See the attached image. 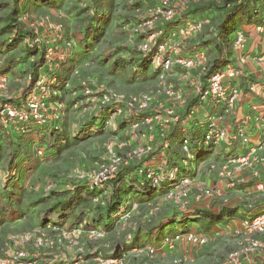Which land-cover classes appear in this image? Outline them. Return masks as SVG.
I'll return each instance as SVG.
<instances>
[{"label": "built area", "instance_id": "obj_1", "mask_svg": "<svg viewBox=\"0 0 264 264\" xmlns=\"http://www.w3.org/2000/svg\"><path fill=\"white\" fill-rule=\"evenodd\" d=\"M142 10H135L137 19L132 24L126 25L130 34L121 43L109 46L107 50L115 51V46L123 45L136 51L138 63L146 60L150 71H156L157 76L153 83L140 82V92L125 95L113 88L105 76L97 77L95 74H85L82 67H73L68 78L61 80V62L64 63L71 57L73 44L64 36L62 25L54 23L48 17L40 21L31 22V14L28 9H21L17 18V28L5 36L9 44L17 31L25 34L21 37L17 46L8 53H0V69L5 64L7 55L25 57L27 52L34 51L27 62H38L43 58V64L39 68L36 77L27 71L21 73V86L14 92L9 93V87L17 82L15 73L9 68L8 72L0 73V134L2 137H13L15 134L23 135L34 132L38 138L47 137L55 139V133L62 131V116L65 112L66 103L60 100L61 87L70 88L72 81L80 84L81 89L71 91V99L80 93L82 98L75 101L73 111L82 115L78 122L79 131L85 125L86 120L95 116V120L101 122L102 135H112L115 141L107 144L96 159L98 165L93 168L74 167L66 176V189H72L77 185H85L90 190L100 191L92 198L93 203L102 205L104 202L105 185L113 179L123 168L130 165L137 166L136 173L144 182L159 192L167 203H173L181 209L185 207L188 193L191 189L192 179L187 171L193 168L198 161L197 157L205 148L212 149L222 144L228 149L231 145L229 134L223 123L230 118L238 98L237 86L230 82L238 75L240 69L229 63L221 71L212 72L205 76L208 63V55L204 49L190 47L195 39L207 25L211 24L210 18L190 17L185 12L193 2L198 0H150ZM238 4L244 0H235ZM180 21L178 26L170 33L164 35L163 24ZM258 33L264 32V13L259 21L253 23ZM29 27V28H28ZM45 27V28H44ZM43 30H52L50 38L42 35ZM135 37H139L136 40ZM247 42L245 32L239 27L234 33L233 50L239 52L244 49ZM63 49V50H62ZM127 55V53L123 54ZM240 61L243 57L239 58ZM8 65V64H6ZM13 67L18 71L16 64ZM86 66V65H85ZM90 68H95L90 67ZM87 68H85L86 70ZM138 74L140 67L134 66L129 69ZM109 76V75H107ZM205 81V87H203ZM139 83V82H138ZM196 97L198 103L189 107L186 113H181L187 101ZM208 104L214 111L202 116L198 110L200 105ZM256 120L260 118L256 117ZM124 123L122 128L120 125ZM159 126L160 138L158 143L152 132L153 125ZM177 126L183 133L179 143V165L168 164V149L170 141L166 133ZM98 125L87 126V131L93 132ZM199 131L198 139H191L186 132ZM235 135L240 145L245 149L244 153H238L220 159V162L212 161L208 164L207 172L216 173L221 178H229L236 170L253 166L255 163H264V140L252 145L246 133L245 124L235 128ZM32 144L33 154L38 158L46 155L47 144L35 141ZM125 152L122 149L128 148ZM158 162V166L152 164ZM7 165V166H6ZM143 167H141V166ZM21 164H10L0 161V193L8 191L12 184L19 179V167ZM56 184L47 186V190L54 189ZM262 183L257 184V189H262ZM208 186H202L197 199L204 196H216L221 194ZM151 211L149 216L153 218L159 210V205L149 204ZM138 205L133 203L129 209L121 207L116 212L115 225L122 228L137 210ZM86 212L82 218L68 230H64L59 224L45 223L40 235L26 233L13 238L16 250L13 256L0 260V264H41L44 257L41 251L45 249H62L64 243L77 244L82 238L89 240H101L107 231L100 227L88 228ZM243 230L247 234L246 243L229 253L221 264H243V258L252 253H262L264 250V210L243 223ZM47 232L57 234L58 238L47 236ZM132 235L127 234L125 242L132 243ZM184 242L193 246H201L207 243V237L195 231H175L162 237L161 243L168 249H172L177 243ZM32 246V247H31ZM61 247V248H59ZM124 247H127L124 245ZM32 248V249H30ZM148 254L154 253L151 246L141 247ZM82 252V250H80ZM46 257V256H45ZM58 256L47 263L56 262ZM64 256L58 257L64 261ZM82 256L79 257L81 259ZM97 264H110L116 262V258H104L99 254L95 256ZM78 259V260H79ZM44 264V263H43Z\"/></svg>", "mask_w": 264, "mask_h": 264}, {"label": "trees", "instance_id": "obj_2", "mask_svg": "<svg viewBox=\"0 0 264 264\" xmlns=\"http://www.w3.org/2000/svg\"><path fill=\"white\" fill-rule=\"evenodd\" d=\"M60 1L61 0H8L6 5H0V8L8 7L9 9L6 15L0 17V21L3 20V26L0 28V35H9L17 28L16 18L21 9H28L29 11L51 8L59 9L61 7V4H59ZM74 3L75 4L70 5L71 12L74 11L72 20H68V23H65L66 25H64L65 27L63 29L65 38L71 40L73 44V52L69 58L71 63L67 68L68 71L80 64V62L89 60L95 63L96 74H99L97 75L99 78L105 75L116 76L118 73H126L128 69L137 66L140 67L141 70L138 74H133V77L128 78L129 84L134 85L135 83L144 81L146 84H150L155 81L157 72L150 71V67L147 65L148 63L146 60H142V62L138 63L139 60L135 55L136 51L134 49L118 45L115 46V51L105 56L103 55V49L106 51V48L108 49L110 45L113 46L117 43H121L127 38V35L130 33L126 29V25L132 24L137 19L132 13L138 9L142 10L147 4H151L150 0H137L131 4H129L127 0H76ZM105 9L108 11L106 12ZM262 13H264V0H244L239 4L235 0H198L188 5L185 12L186 16H208L211 21V24L207 25L204 30L190 42V47L204 49L208 55L207 70L204 77L210 75L212 72L223 70L227 64L233 62L232 57L235 54V50H233L232 44L235 31L243 22L257 23ZM179 23L180 21L178 20L164 23L162 26L164 35L170 33ZM106 28L110 30L107 32ZM114 29L115 34H112L111 32ZM107 33L111 36H107ZM25 34L30 33L18 30L17 37L15 36V38L6 45L5 50L0 51V53L12 51L17 46L21 37ZM135 39L139 40V37H135ZM5 42H7L6 39ZM33 53L34 51L27 52L25 57L16 55H12V57L11 55H7L5 62L9 65L15 63L19 74L29 71L33 77H36L39 68L43 64V58H40L38 62L35 63L27 62V57ZM125 53H127V55H123ZM61 64L63 63L61 62ZM9 68L10 67H6L5 72H8ZM121 68L123 70H120ZM85 71L87 72V70L82 69L83 74H85ZM65 77L68 78V75ZM112 81L113 80H110V83H112ZM203 84L202 86L205 87V81H203ZM137 86L141 87L142 85L139 84ZM81 87L82 86L76 81H72L71 89L65 88L64 86L61 87V97L59 99L64 100L68 98V100H64L66 101L67 110L73 109L74 102L82 98V95L77 93V95L71 99V91H79ZM197 103L198 99L196 97L189 98L180 112L185 114L189 107ZM95 119V116H92L90 119L88 118L84 124L85 126L81 128L80 133L84 134L85 138L102 135L103 132L100 129L102 123L99 121L97 122ZM95 124L99 126L95 131H87V126H94ZM120 126L123 128L124 123H121ZM152 132L155 136L156 143H158L160 138L159 126L154 124ZM59 134H62V132H59ZM195 134L199 133L195 132L194 135ZM166 136L169 141L171 136H175L174 139L176 141L175 146L173 145L174 142L170 141L168 164L172 163L173 165H179V143L183 133L180 132L177 126H173L166 133ZM0 137H2V134H0ZM198 137L196 139H198ZM191 139L194 140V138ZM1 140H3V142ZM25 142V137L19 134H15L13 137L7 136L0 138V149H7L8 154L6 162L20 165V158H24L26 151L29 152L30 149H32V144L36 143L34 139H32L29 144L26 142L25 147ZM211 151L212 146L205 148L202 154H199L197 157L198 161L208 156ZM198 161L196 163H198ZM84 166L86 167L85 164L83 167ZM136 169L137 166L135 165L123 168L105 185L103 189V191H105V196L103 198L104 203L96 207L97 212L93 219L97 224H94L93 227H100L106 231H111L115 225L114 220H116V212L121 207L129 209L133 203H137L139 206V204L146 201H148L149 204H155L156 197L163 194V189L157 192L152 189L147 182H144V179L136 173ZM180 170L183 172L187 171L182 167H180ZM56 179L57 182H55V184L57 185L64 186L67 183L65 178L63 181H60L61 178L59 177ZM12 186L13 184L11 187ZM62 189H52L47 198L40 197L38 199V203H45L47 199L53 201L51 202L50 208L38 211L40 214L43 213L41 216L42 225H45L46 218L52 219V216L55 215V220L61 223L69 220L68 225L72 228L82 218L86 210L85 207L91 203L92 198L100 193V191L88 189L85 185H77L72 189ZM9 192H11L10 189L0 193V204L5 207H11L12 210H14V207L17 206L19 202L12 200L10 195L7 194ZM133 198L138 199V201ZM224 213H229V209L223 207L219 213L215 214L208 211L196 210L192 218L187 217L184 221L185 223L190 222L191 224V222H197L198 219L200 220L202 218L220 220L224 217ZM49 222L54 224L52 221ZM189 230L188 228L182 232H188ZM137 232L138 231H136V233ZM164 235L165 233L162 230V233H158L157 238L162 240ZM147 236L146 234L143 241L144 243L147 241ZM145 246L146 245H138V247ZM48 264L58 263L51 262ZM59 264L64 263L60 261Z\"/></svg>", "mask_w": 264, "mask_h": 264}, {"label": "crops", "instance_id": "obj_3", "mask_svg": "<svg viewBox=\"0 0 264 264\" xmlns=\"http://www.w3.org/2000/svg\"><path fill=\"white\" fill-rule=\"evenodd\" d=\"M240 27L247 36V42L244 49L235 52L232 57V63L240 69V72L230 82L231 85L237 86L239 93L230 118L223 123L228 131V140L231 141V145L228 149H226L224 145L212 149L208 156L194 165L191 171L185 172L186 174L194 175L198 185L216 186L220 188L224 193H227L229 201L222 204L215 196H204L198 202L192 200L190 205L185 209H176L172 206L164 205V202L161 200V195L157 196L156 203L158 201L160 202L162 210L156 218H152L151 222H149V225L152 227L149 226L150 228H147V225H145V227L142 226L143 228H138V232H135L134 235V243L131 244V246H151L154 248V253L148 254L144 252L140 254V256L136 255L135 258L131 260V264H218L224 258V253L228 246L237 242L243 235V223L261 210H264V163H255L251 167L236 170L232 173L231 177L227 179L217 177L214 173L206 171V166L211 160H220L224 157L236 155L245 151L234 132L238 125L245 124L250 144L254 145L260 140H264V32L258 33L253 23L243 22ZM6 45L7 44H5V46ZM240 57H243L242 61L239 60ZM70 63V60L67 58L61 65L59 75L61 80H64L66 78L65 76L69 74L67 68ZM1 69L0 73L5 72L4 69ZM198 105H200L198 110L202 116L214 111V109L206 103ZM256 117L260 119L256 120ZM67 126L68 123L63 125L62 134L60 135H63L65 127ZM196 132L200 134L199 131ZM194 133V131L189 130L186 132V135L196 139L199 134L194 135ZM47 137H42L40 142L44 145L46 143L48 144L49 140ZM96 137L97 136L85 138L82 133L76 137L67 136L72 145L95 140ZM174 138L175 136H171L170 141L174 142L173 145L175 146L176 141ZM1 141L3 142V140ZM30 141L31 139L28 140L27 143L29 144ZM62 144L63 147L61 149L49 144L46 151L47 155L53 159L60 158L62 152L67 149V144ZM262 155H264V150H262ZM27 160L26 157H22L19 163L25 166ZM152 164L158 166L157 161ZM23 166L20 167L21 174L24 170ZM56 180L55 178V182H57ZM228 182L231 183L227 184ZM259 182L262 183L263 186L261 190L257 189V184ZM59 186V184H56V189ZM37 199H39V195ZM136 201H138V199H136ZM148 204V201L142 202L138 207H145ZM98 205L100 204H95L91 201V203L85 207L86 210L84 213L86 212L89 218H91V226L97 224L94 222L93 217L97 212L96 207ZM223 207L228 208L229 213H224V217L220 220L202 218L200 220L198 219L197 222H191V224L190 222L185 223L184 221L187 217L192 218L196 210L208 211L215 214L219 213ZM39 210L41 209H33V207H31L28 211L37 214L39 220ZM188 228L190 229L189 231H195L205 235L207 237V243L201 246H193L184 242H179L174 248L168 249L161 243V240L157 238V236H153V233L156 231L162 233L163 230L164 233L172 234L177 230L184 231ZM107 232H110V230ZM146 234L148 235L147 244L143 242ZM59 262L57 257L55 263L59 264ZM48 263L44 262V264ZM119 264H126V261L122 260ZM247 264H264V255L252 253L249 256Z\"/></svg>", "mask_w": 264, "mask_h": 264}, {"label": "rangeland", "instance_id": "obj_4", "mask_svg": "<svg viewBox=\"0 0 264 264\" xmlns=\"http://www.w3.org/2000/svg\"><path fill=\"white\" fill-rule=\"evenodd\" d=\"M76 0H61L59 4H61V7L58 9H50V10H38V11H31V22H34L36 20L40 21L43 17H48L49 20H52L54 23H58L62 25L64 29L65 23L68 22V20H72L73 17V12H71V6L75 4ZM105 1V0H103ZM129 4H131L134 1L137 0H127ZM8 0H0V5H6ZM8 7H2L0 8V17L6 15L8 12ZM107 12L108 10L105 9ZM133 15H136V13H132ZM72 15V16H71ZM3 26V20L0 21V28ZM29 28V27H28ZM45 28V27H44ZM43 30V28H42ZM107 32L110 30L109 28H106ZM115 29L111 32L112 34H115ZM52 34V30L45 29L42 31V35L45 36L47 39L50 38V35ZM107 36H111L110 34L107 33ZM5 35L1 36L0 35V51L5 50ZM63 50V49H62ZM109 50L104 51L103 49V55L109 54ZM15 63L12 64L13 67ZM86 65V66H85ZM95 63L89 60H85L80 62L78 64V67L82 68H87V73L86 74H95L94 71H96V68H90L94 67ZM6 67H10L11 65H6V62L1 70ZM12 67V72L15 73V79H18L19 82L12 84L9 87V93L14 92L17 90L21 85L22 81V76L21 74L18 73L14 68ZM120 70H123L122 68ZM133 72L130 71L129 69L126 71V73H118L116 76H107L105 75L106 79L109 80V78L112 81V86L114 89L117 91L124 93L125 95L133 94L140 92L139 89L143 88L144 86L138 87L140 83H135L129 84L130 82L128 81V78L133 77ZM144 90V89H141ZM64 100H68V98H65ZM66 102V101H65ZM64 102V104H65ZM66 106V105H65ZM82 118V115H77L76 112L73 111V109H66L65 112H63L62 116V129L63 125L65 123H68V126L65 127V132H63V135H60L59 133H55V139L54 140H49L47 146L53 145L56 148L61 149L63 146L62 143L67 144V149L62 152L61 157L58 159H53L51 157L44 156L43 158H38L33 154L32 149H30L29 152L26 151L25 157L28 159L26 162V165L21 166L24 167V170L21 174L20 167H19V179L15 181L12 187H10L11 192L7 193L10 195V198L12 200L18 201L19 204L14 207V210L8 206H3L0 204V260L9 258L10 256H13L15 250H16V245L13 243V238L17 235L21 234H26V233H34L37 235H40L41 231L45 232L43 225L41 223L42 221V214L40 215V218L38 220L37 214H34V212L28 211L31 207L33 209L38 208V209H47L51 207V202L50 200H46L44 202H39L38 203V195L39 198H47L50 195V192L52 189L47 190V186L49 185H54L55 183V178H61L60 181H63L67 179L66 176L71 172V170L74 167H83L84 164L86 165V168H93L92 166L98 165V160L96 159L98 156H100L102 149L104 148L105 145L111 144L115 141L112 135H99L96 137L95 140H90L88 142H83V143H78L76 145H72L67 136H72L76 137L80 135L79 127H78V122H80V119ZM67 131V132H66ZM71 131V132H70ZM34 139V141H41V138H38L34 132H31L29 134H26L25 136V141L28 142V140ZM25 144V143H24ZM26 147V145H25ZM126 150H129L128 148L122 149V152H125ZM7 149H0V161L5 163L7 159ZM220 162V160H211ZM86 162V163H84ZM209 162V163H210ZM208 163V164H209ZM208 164L206 166V171L208 168ZM7 166V165H6ZM85 167V166H84ZM193 168L190 169V171ZM24 174V175H23ZM216 175V173H214ZM192 179V185L191 189L188 193V199L186 200L185 207L182 209L187 208L190 205V202L193 201H199L203 197L197 199L199 190L202 186L205 185H198L197 181L195 179L194 175H190ZM217 176V175H216ZM22 177V178H21ZM219 177V176H217ZM231 177V176H230ZM229 177V178H230ZM221 178V177H220ZM227 179V178H226ZM231 182H228L229 184ZM210 188L219 190L220 188L214 186H208ZM64 189V186H59L57 189ZM56 187L54 190H57ZM62 189V190H63ZM221 195L217 197L219 201L222 204H225L229 201L227 193H224L223 190H221ZM216 197V196H215ZM22 200V201H21ZM161 200L164 202V205L166 206H172L176 209H181L178 206H175L173 203H167L166 201L163 200L161 196ZM137 204V203H136ZM157 205H159V210L157 211L155 216L153 218H156V216L160 213L162 210V207L160 205V202H157ZM35 206V207H34ZM2 208V209H1ZM5 211H4V210ZM151 211V207L149 205L145 207H138L137 210L133 213L132 217L126 222V225L123 226L122 228L117 224L116 226L113 227L112 231L107 232L106 236L104 239L101 240H89L88 238H82L81 240L78 241L77 244L70 245L68 243H64L62 249L64 250H56L58 247L55 246L53 249H45L41 251V254L44 256L42 260H40V263L43 264L46 262L45 260H51L52 257L55 256H64L62 258L64 261V264H97L96 262V255H100L104 258H116L117 261L110 263V264H119L122 260L126 261V264H131V260L135 258L136 255H139L144 253L140 247L137 245H132L134 243V238H135V232L138 231V228H143L145 225H147V228L152 227L149 225L152 220V217L149 216V212ZM26 213V215H25ZM87 215V214H85ZM52 216V215H51ZM88 219V228L91 227L90 222L91 218L87 215ZM4 220V221H3ZM45 223L52 221L54 223L60 224L64 230L70 229L69 227V220L66 222H59L55 220V215L52 216V219L46 218ZM143 226V227H142ZM150 226V227H149ZM47 236H53L55 238L57 237L56 233L53 232H47ZM131 234L132 235V243L127 244L125 242L126 240V235ZM158 232H154L153 236H157ZM246 237L247 234L243 232V235L239 238V240L233 244H230L228 248L225 250L224 253V258L221 260V264L226 256L231 253L236 251L240 245L246 243ZM137 241V240H136ZM262 241H264V236H262ZM127 246V247H124ZM32 247V246H31ZM61 248V247H59ZM32 249V248H30ZM82 250V252L80 251ZM264 255V250L262 253H259ZM117 255V256H116ZM46 256V257H45ZM82 256L81 259L79 257ZM250 256V255H249ZM243 258V264L248 263V259ZM79 259V260H78Z\"/></svg>", "mask_w": 264, "mask_h": 264}]
</instances>
